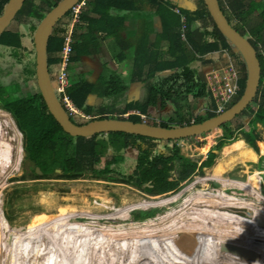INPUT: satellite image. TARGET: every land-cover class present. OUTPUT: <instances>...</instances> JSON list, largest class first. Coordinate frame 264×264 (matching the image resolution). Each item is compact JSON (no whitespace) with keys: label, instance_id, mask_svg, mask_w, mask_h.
<instances>
[{"label":"trees","instance_id":"1","mask_svg":"<svg viewBox=\"0 0 264 264\" xmlns=\"http://www.w3.org/2000/svg\"><path fill=\"white\" fill-rule=\"evenodd\" d=\"M60 1L62 0H49L45 4H38L34 0H26L12 24L14 22L23 24L25 17H34L40 23ZM144 1L155 8V15L161 18L162 31L158 32V37L154 42L151 41L147 32L136 47L135 66H137L131 81L141 80L143 82L142 99H130L131 97L127 95V92L130 89L131 81L111 70L104 88H101L99 81L92 82L88 77L79 82H74L67 92L75 105L87 116H92L95 115L92 114V109L95 106L87 103L91 94L97 93L99 97L110 96L115 105L119 103L121 98L126 106L116 107L111 112H100L99 116L101 118L125 119L127 118L125 114L133 110L137 113L130 114L128 117L130 120L143 122L145 120L142 115L145 114L148 116L146 122L169 127L171 125L169 122L156 120L157 111L159 105L165 108L173 103L177 117H179L178 125L202 122L218 114L215 110L217 103L208 82L202 79L193 63L206 61L214 65L215 56L218 53L225 54L226 52L232 54L231 56L240 70L241 89L225 109L238 102L247 85L246 63L241 53L216 25L205 0H192L196 3V8L182 5L184 0L181 3L175 0H93L90 2L91 7H88V10L100 17L82 14V21H89V32L82 35L83 40L81 42L76 39L74 43L76 53L72 61L78 62L82 55L90 54L93 48H97L98 31L107 32L120 41L115 32L117 25L110 20L114 17V14L110 12L111 8L140 12L142 10L139 8V2L143 3ZM219 1L231 24L243 35L250 34V38L247 37L255 46L261 62L262 76L258 93L254 99V102L258 103V108L255 109L250 104L243 112L252 116L250 128L243 131L245 137L255 149L259 150L257 141L261 136L256 132L257 122L264 125V0H255V2L252 0L251 3H247L246 0ZM8 2L9 0H0V16L4 13ZM257 8H262V10L258 15L253 16ZM69 14L70 12L66 15L69 16ZM151 14L153 13L151 12ZM195 23H198L196 28L193 26ZM38 25H32V30L35 31ZM63 30L61 26L56 28L48 42L49 68L53 79L56 78V72L62 60L61 53L65 45ZM164 42H166V48H164ZM22 43V34L19 29L8 27L0 35V44L2 45L19 48ZM210 54L211 56L207 58ZM24 57H20V60L22 61ZM123 57L124 55H122ZM24 60L25 71L26 74L28 73L24 80L25 85L32 81L33 84L35 83L36 91L29 92L26 96L9 95L8 102L3 107L15 117L20 130L26 137L25 149L27 154L40 166L44 174L57 171V169H61L62 175L67 178H78L87 171H92L96 175L115 174L123 182L135 186L143 187L144 184L148 183L144 187L148 192L160 194L178 189L184 181H187L196 172L198 162L181 153L180 144H178L180 139L167 140L164 145H159L162 139L122 131L99 133L88 137L69 134L50 112L42 92L38 89L36 61L27 60L26 57ZM222 64H228V60L225 58ZM147 65H150L149 68L146 67ZM106 71L109 72L108 68H105ZM21 85L23 86V84L18 85L20 87L16 91L22 88ZM193 95L198 100L207 101V116H195L190 102V96ZM110 114H116V116ZM4 115L7 117L8 125L15 127L18 134V129L11 116L8 112H4ZM240 115L235 119L239 118ZM229 123H224L221 126L225 128V135L215 146V149H220L233 139L234 141L225 147L224 157L213 167L212 176L198 178L192 185L207 183L208 180H217L221 183V189L215 190L216 193H209L213 198L250 201L235 197L236 192L234 195L227 194L226 190L231 189L230 185H233L236 188L245 189L246 192L249 191L248 196L255 195V197L264 199L256 189L262 179L257 170L249 176L247 182L232 180L225 176L239 163H244V166L249 169L250 165L247 162L258 161V154L253 150V147L248 145L244 139H237V130L241 128V125L233 128ZM105 135L107 138L100 137ZM2 139L4 145L3 147L0 146V157L4 154V157L7 156L8 158L5 161H0V174L6 173V169L14 163L12 138L11 140L4 138L0 127V140ZM110 148L114 149V152L109 155L105 165H100L102 157ZM164 148H170V153L162 151ZM215 155V152L212 151L211 156L205 159L202 166L199 167V173H204L205 167L213 165ZM200 158L201 156H199ZM20 159L21 156L18 155L19 162ZM129 161L133 163L131 164L133 169L130 172L125 168L126 164L130 163ZM113 165L114 168H112ZM172 170L179 171L174 179H170ZM205 196L206 194L195 198H204ZM155 212V209L143 210L137 216L138 218H145L154 215ZM0 219L8 222L4 216Z\"/></svg>","mask_w":264,"mask_h":264},{"label":"rangeland","instance_id":"2","mask_svg":"<svg viewBox=\"0 0 264 264\" xmlns=\"http://www.w3.org/2000/svg\"><path fill=\"white\" fill-rule=\"evenodd\" d=\"M34 1L38 4H45V2L49 0H34ZM246 2L251 3L252 0H246ZM146 4L147 3H144L143 7H145ZM181 4L188 5L189 7L192 8H196V3L193 2L192 0H184L182 1ZM73 7L68 12L71 13ZM141 10H143V8ZM261 10L262 8H257V10L253 13V16L258 15ZM68 17L69 16L65 15L63 18H61L56 24L54 30L59 26L62 27L67 22L68 26H71L72 28L74 27L72 29L73 36L74 38H76L77 33H79L78 31H80L81 29L80 27L81 24L79 23L75 25V22H73L71 17L69 19ZM35 24H40L38 22V19L34 17H25L23 24L14 22L13 24L11 23V25L9 26L20 30L22 34V42H23L21 47L15 48L10 45L0 44V127H1V131L3 132L4 138H8L9 140H11L12 138L11 141H12V145L14 146V148L12 149V158L14 163L11 164L6 169V173L0 174V217L4 216L8 220L7 222L6 220L3 221L2 219H0V264H55V263L57 264V262L61 263L62 260L61 255H63L64 252H65L64 253L65 255H63L64 258L66 260L71 259L72 260L71 264L74 263L93 264L94 262L95 264L96 263L130 264V261L134 263H135L134 260L141 261L140 256L142 255L143 252H146L142 247H145V245L148 243H153V242L162 243L165 240H160V239L165 237L164 234L168 233L169 235H171L172 232L171 230L168 229V225L170 224L171 218L166 217L168 214L175 213L176 215L179 214V216L180 215L182 216V214L185 211L191 210L194 212L195 211L199 212L200 215L203 217H208V214H206L205 211L192 207L193 205L192 203H190L191 207L188 206L185 208V206H187L188 200L191 202L193 201V199H196L195 197L204 194H206L204 198L211 197L209 193L211 194L216 193L217 190H220L221 183L217 180H208L207 183L202 182L194 185L192 184L195 181H197L198 178L212 176L213 167L216 165L218 161L221 160V158L224 157L225 147L231 145L234 139L231 142H227L226 144H224L220 149H215V146L225 135V128L223 127L216 128L210 132L200 134L197 136L180 139L178 141V144H180L179 147L182 151L181 153L185 157L197 161L198 168L196 172H194L188 178L187 181H184L178 189L166 193L152 194L144 188L146 185H148V183L144 184L143 187L135 186L133 184L123 182L120 178H118L119 176L115 174L96 175L92 171H87L78 178H67L66 176L62 175L61 169H59L60 171L57 170L49 174L38 173L37 167L40 166H38L36 162L32 160L31 157H29L25 149L26 137L24 133L22 132V130H20L13 114L3 107L4 104L8 102L9 95L14 94L18 96H26L29 92L36 91L35 88L36 86L34 87L35 83L33 84L32 81H29L25 85L24 82V80L28 76V73L26 74L25 71V60H24L25 57L27 58V60H31L33 62L36 61V49L34 42L36 30L35 31L32 30L33 28L32 25ZM193 26L196 28L198 26V23H195ZM115 32L118 35L121 34L120 28L116 27ZM247 36L250 38V34ZM96 44H98L99 49L102 48L103 45L102 42H98L97 40ZM113 45L115 49L116 46L115 43H113ZM106 47H109L108 44H106ZM111 47L112 46H110V48ZM95 53L97 54V52ZM230 54L218 53V55H216L214 58L215 59L214 65L206 61H196L193 63V66L198 69L202 79H207L206 76L207 72L212 69H216L218 67H220L221 69L222 68L221 66H224L222 62L225 58L228 60V64L230 63L235 64L234 59L231 56L232 54L231 55ZM125 55L128 56L127 52H125ZM22 56L24 58L21 61L20 57ZM210 56L211 54L208 55L207 58ZM109 57L110 56L108 54V58ZM100 58L102 61L106 63H108L107 60H110L107 57H106L107 60H105L104 55L100 56ZM117 59L116 61L118 62ZM82 64H80L79 62L76 63L73 62L70 65L71 79L73 83L76 81L79 82L82 79L86 78V75L89 77V75L92 74L91 72L95 70L92 68L93 66L91 64L87 66L88 68L84 66L85 64L83 65ZM106 66L109 72L107 71L104 72L105 75H103L99 79L101 88H104L107 77H110L111 70L119 73L124 78L130 79L133 77L134 70L136 69L137 65L135 66V57H134V63H129L128 67L124 66L123 64H121L120 67L115 66V64H111L109 66L106 65ZM149 66L150 65H147L146 67L149 68ZM117 69L119 71H117ZM58 72H56V78ZM56 78L53 79L51 77L54 88H55L54 84L57 83ZM137 83L140 82L137 81ZM19 84H23V86L21 85L22 88L16 91L20 87L18 86ZM93 94L98 95L97 93H93ZM57 95L61 99L62 97L61 93H58ZM118 102L119 103L115 105V103H113L112 97L107 95H103L100 97L97 96L87 102L90 105L95 106V108L92 109V114L95 115L87 116L80 109L81 110L80 112L83 114V116L77 115L76 117H72V119L78 123H83V122L86 123V121H88L93 117L101 118L99 116L100 112H111L112 110H115L116 107L126 106L125 103L121 100V98ZM190 102L192 104L191 109L193 113H195L196 117L198 115H203V116L208 115V106L206 104L207 101L202 99L198 100L193 95L190 96ZM251 105L255 109L258 108L257 102L253 101ZM4 112L5 113L8 112V114L11 116L13 123H15V126L18 129L17 131L18 134L16 133L15 127L8 125L9 123L7 117L4 115ZM129 113H137V112L130 111ZM129 113H126L125 117L128 118ZM110 115L116 116V114H110ZM145 116L146 118H148L147 115ZM178 118L179 117H177L176 108L173 103L169 104V106L165 108L159 105L157 111V118H156L158 122H162V121L169 122L171 124L170 126H176L179 124ZM251 120H252V116L249 113H245V114L242 113L239 118L234 119L229 123V125H231L233 128L238 127L239 124L241 125V128L237 130L238 132L237 139L240 138L244 139L246 143L250 146L252 145L248 142L243 131L248 130L250 128ZM256 132L259 133L261 136V138L258 139L257 141L259 150L255 149L253 146L252 147L253 150L258 154V161L247 162L250 165L249 169H247V167L244 166V163H239L238 165L234 166L233 170L226 173L225 176L229 177L232 180L247 182L249 176L253 175L255 170H257L258 174L262 177V179L260 185L257 186L256 189L264 197V176H263L264 175V125L262 123L257 122ZM100 137L107 138L106 135ZM210 141L211 144H209ZM166 142H167L166 140H161L159 145H164ZM3 145L4 142L2 139L0 140V146L3 147ZM211 148L215 149L214 152L216 155L214 157V163L210 167H205L203 169L204 173H199L200 170L199 167L202 166L203 161L207 159L209 156H211L212 153L210 152ZM162 151L166 153H170L171 150L170 148H164ZM113 152L114 149L112 148L108 149L105 152V155L102 157L100 165H105L106 160L109 158V155H111ZM3 155L2 157H0V161L7 160L8 157L7 156L4 157ZM18 155L21 156L20 162L18 160ZM199 156H201L200 159ZM129 162L130 163L126 164L125 166L128 172L132 171L133 169L131 165L133 163L131 161ZM114 167L115 166L113 165L112 168ZM178 172L177 170H172L171 171L172 176L170 177V179H174L178 175ZM230 186L231 189L226 190L227 194L234 195V193L236 192L237 194L235 195V197L248 199L250 200L248 203L255 202L258 208L264 210V199L258 198L257 196L255 197V195L248 196L249 192H246L245 189L236 188L233 185ZM172 197L173 199H170ZM217 199H221V198H217ZM152 209H155L156 211L154 215L146 216L145 218H138L137 215L140 211L152 210ZM63 211H67L66 215L69 217L66 222L68 223L66 225H63L62 227L63 229L60 228L58 230L55 227L57 226L56 224L60 222L57 221L65 219L63 215ZM190 217L191 215L188 214L187 218ZM174 219H177V217L172 218L171 220L172 223L175 222ZM195 219H197V217H195ZM177 220L178 221L176 222L180 224L181 223L183 224V222H185V220L181 218H178ZM67 225L73 226V228L75 227L76 231L70 232L69 230H65ZM56 230L57 232L59 231L58 235H60V237L64 235L72 236L69 238V241H67L68 243L65 249H62L63 252L57 255V259L55 258V256L50 255L49 248L48 249L45 248L43 243H41V245H38L37 242L39 240L37 241L36 238V236L40 234L39 238L41 239V234L43 233L48 234V236L52 235L53 238L54 234H55L54 236L57 235V232L55 233ZM161 230L163 231L162 232L163 237L162 236L156 237L150 235L151 232H155V231L159 232ZM255 230L254 231L256 232V234L264 235V229L262 230V228H258ZM122 231H124L125 233ZM84 232L86 234L82 235L81 233ZM88 232L92 233V236H89ZM115 232L116 233L119 232L121 235L118 234L115 235L114 234ZM218 232H222V230ZM185 233L186 235L189 236L188 238L191 237L189 235L190 232L187 233V229H183L181 232H179L180 237L182 238ZM96 235L98 237L95 240L93 239L94 238L93 236ZM74 236L76 238H74ZM122 236H125L127 238ZM262 236L260 237V240L259 239L257 240H259L260 243L263 245L259 250L264 253V238H262ZM102 237H106L108 239L111 238L110 240L112 241V243L115 242L116 240L117 243L131 244V246H129L128 249H125L127 250L125 254L128 255L129 257L128 256L123 257L124 254L123 255L121 254V258H122L121 260L123 261L122 262L111 252L117 250L116 248L118 247L109 248V246L111 245V241H109L108 239H106V241H103ZM82 238L85 239V242L94 241L95 243L100 244L101 248L100 247L98 248V246L97 248H95L96 246L94 245L93 242L92 244L91 243L87 244L88 246L89 245L91 246L90 248H92L91 251L93 253L91 255L88 253L87 255L83 256V251L82 252L80 251L79 253L76 250ZM155 238L157 240H154ZM245 238H246V242H248L250 239L248 234H245ZM150 239L151 241L148 243L139 242L142 240L144 241ZM137 242H139L138 243L140 247L139 250H142L143 252L140 251V253H138L139 251L135 250L137 249V247H133V246H138L136 245ZM49 245L52 248L54 247L53 243H49ZM69 246L74 249L73 252L69 250L68 248ZM104 246L109 249L107 250V253L104 252L103 250ZM244 247L245 246L243 245V248ZM248 247H250V249L249 248H244V250L242 249L245 252L246 260L248 259L247 255L250 254V251L252 250L253 252L252 246H248ZM75 250L76 253H74ZM108 252H110V254L113 255L112 258L114 259H111L113 262H108L106 260V256H111ZM155 254L156 253L152 252L151 254L147 255L146 257L148 261L143 264L154 263L152 262V259L154 258ZM188 254H184L183 258H186L188 261L192 260L191 261L192 264H198V263L205 264L204 261H209L206 259L198 260L201 258L194 255L189 256ZM51 256L54 259H52ZM117 256L119 257V255ZM131 256H134L135 258H132ZM40 257L42 258L40 260L41 263L37 261ZM47 259L48 260L52 259V260L51 262L50 261L48 262ZM144 259L146 260L145 257ZM231 260L232 263L233 261H235L234 258H232ZM210 261H212V259ZM168 262L172 263V261H168ZM213 262L211 264H213ZM222 264H229V263H222ZM236 264H243V263L239 261L236 262Z\"/></svg>","mask_w":264,"mask_h":264},{"label":"water","instance_id":"3","mask_svg":"<svg viewBox=\"0 0 264 264\" xmlns=\"http://www.w3.org/2000/svg\"><path fill=\"white\" fill-rule=\"evenodd\" d=\"M79 1L80 0L60 1L40 22L34 37L38 88L42 92L50 112L69 134L88 137L99 133L122 131L159 138L166 141L178 140L197 136L220 128L224 123L231 122L238 115L242 114L254 101L258 93L262 76V66L258 57V52L250 39L231 24L219 0H205L216 25L241 53L246 63L247 85L238 102L230 108L202 122H192L190 124L169 127L150 124L146 121L135 122L129 118L120 119L116 117L94 118L84 124L77 123L72 119L64 107L53 86L48 60V42L58 21ZM175 1L181 3L182 0ZM25 2L26 0H9L4 13L0 16V35L11 25ZM93 67L97 68L95 65H93ZM57 170L60 171L59 169ZM37 171L43 174L40 167H37ZM178 245L193 253L211 257L216 254L214 243L208 242L207 240L184 238L178 242ZM232 253L234 255H239L237 252ZM232 253L230 254L232 255ZM231 259L232 258L229 260Z\"/></svg>","mask_w":264,"mask_h":264},{"label":"bare ground","instance_id":"4","mask_svg":"<svg viewBox=\"0 0 264 264\" xmlns=\"http://www.w3.org/2000/svg\"><path fill=\"white\" fill-rule=\"evenodd\" d=\"M209 144H211V141ZM248 202L236 200V199L225 200L223 198L217 199V198H212V197L193 199V201H191V202L188 200L187 206H185V208L190 206V203H192L193 204V205L191 204L192 207L205 211L206 214H208V217H203L200 215L199 212H196V211L194 212L191 210H188L185 212L183 211L184 213L182 214V216L181 215L179 216V214L176 215L175 213L174 214L173 213L168 214L166 217L171 218L170 219L171 225L170 224L168 225V229L171 230V232H172L171 235L166 233V234H164L165 237H163V233H162L163 231L162 230L159 232H157V231L151 232L150 235L156 236V237L162 236L163 238H161L160 240H165V241L162 243L161 242H159V243L158 242L148 243L151 241V239L139 241L141 243H143V242L148 243L145 245V247H142L146 252L139 250V248H140L138 245L139 242H137L136 245H138V246H133V247H137V249H135V250L139 251L138 253H140V251L143 252L142 255L140 256L141 261L140 260H134L135 263L130 261V264H143V263L147 262L148 259L146 256L151 254L152 252L156 253L154 255V258L152 259V262H154L152 264H192V262H191L192 260L188 261L186 258H183L184 254H188L190 251H187V249L181 248L178 245V242L181 241L182 238L184 239V238L189 237L188 235H186V233L184 234V236L182 238L180 237L179 232H181L183 229H187V233L190 232L189 235L191 236L190 237L191 239L195 238V239L207 240L208 242L210 241V242L214 243V246H215L214 249H215L216 254L213 257L208 256V255H202L199 253H193V252H190L188 254L189 256L194 255V256L201 258L198 260H202V259L209 260V261L203 260L205 264H211L213 261L215 262V263L213 262V264H222V263H229V264L234 263V264H236V262H239V261H241L243 264H246V263L247 264H264V259H263L264 253L259 250L263 246L259 241L260 237L263 234H256V232H255L256 231L255 229H258V228H262V230L264 229V216H263L264 210L261 208H258L257 204L255 202L254 203H248ZM66 213H67V211H63V215H64L65 219L57 221L60 223L56 224L57 225L55 227L56 229H58V230L60 228L63 229L62 228L63 225H66L68 223L66 221L68 220L69 216H67ZM188 214L191 215L190 218H187ZM246 216H248V217H246ZM176 217H177V219L178 218L184 219L185 222H183V224L182 223L180 224V223L176 222V221H178L177 219H174L175 222L172 223V221H171L172 218H176ZM195 217H197V219H195ZM3 230H4V228H3ZM65 230H69L70 232L76 231L75 227L73 228V226H70V225H67ZM221 230H222V232H218ZM215 231H217V232H215ZM56 232H57V230L55 231V233ZM122 232H124V231H122ZM58 233H59V231L57 232L56 236H54L55 234L53 235V238H52V235L48 236V234H46V233L41 234V239L39 238L40 234H38L37 236L35 235L37 238V241L39 240L37 242L38 245H41V243H43L45 248H47V249L49 248L50 255L55 256L56 259H57V255H59V253L63 252L62 249H65V247L68 243L67 241H69V238L72 237L70 235H64V236L61 235L62 237H60V235H58ZM88 233H89V236H92V233H90V232H88ZM160 233H162V234H160ZM81 234L84 235L86 233L84 232ZM114 234L115 235L116 234L121 235L119 232L118 233L115 232ZM245 234H248V236L250 238L248 242H246ZM43 236H46V237H43ZM93 237H94L93 239L96 240V238L98 236L96 235ZM99 237H101V236H99ZM122 237H125V236H122ZM74 238H76V237L74 236ZM102 238H103V241H106V239H108L106 237H102ZM125 238H127V237H125ZM262 238H264V235L262 236ZM110 239H108V240L111 241ZM257 239H259V240H257ZM154 240H157V239L155 238ZM80 241L81 242L78 244V248L76 250L79 253H80V251L81 252L83 251V256L87 255L88 253L90 255L93 253L91 251L92 248H90L91 246L90 245L88 246L87 244H90V243L92 244V242H93L94 245L96 246V247L94 246L95 248H97V246H98V248L99 247L101 248L100 244L95 243L94 241L85 242L84 238H82ZM227 242H228V244H227ZM49 243H53L54 247L52 248L49 245ZM30 245H32V244H30ZM243 245L245 246L244 248L250 249V247H248V246H252V249H253V252L251 250L250 254L247 255L248 256L247 260L245 257V252L243 251L244 250ZM129 246H131V244H127V243L121 244V243H117V241L115 240V242H113V243L111 241V245L109 246V248L118 247V248H116L117 250H114L111 252L113 253L114 256H116L117 258H119L121 260L122 259L121 254L125 255V256L123 255V257L128 256L125 254V252H127V250H125V249H128ZM208 246H209V244H208ZM68 248L70 251L73 252V250H74L73 248H71L70 246ZM102 248H103V246H102ZM76 250L74 253H76ZM103 250H104V252L107 253V250H109V249L104 246ZM118 250H120V251H118ZM120 252H122V253H120ZM232 252H237L240 255H234ZM64 253H63V255H65ZM108 253L110 254V252H108ZM230 253H232V255ZM167 254L171 255V256H168ZM63 255H61V257H62L61 263L57 262V264H71L72 260L69 258H68L69 260H66ZM110 255L111 256H106V260L108 262H113L111 260V259H114V258H112L113 255L112 254H110ZM117 255H119V257ZM24 256H25V254H24ZM131 257L135 258L134 256H131ZM144 257L146 258V260L144 259ZM178 257H180V258H178ZM229 257L234 258V260L236 262L233 261V263H232V260H229L230 259ZM42 258H43V256H42ZM42 258L40 257L37 261L41 263L40 260ZM51 258L54 259L52 256H51ZM45 259H46V256H45ZM52 259H50V260L47 259V261L51 262ZM211 259H212V261H210ZM225 260L230 261V262H227ZM168 261H172V263L171 262L169 263ZM93 264H95V262ZM96 264H98V263H96ZM198 264H200V263H198Z\"/></svg>","mask_w":264,"mask_h":264},{"label":"crops","instance_id":"5","mask_svg":"<svg viewBox=\"0 0 264 264\" xmlns=\"http://www.w3.org/2000/svg\"><path fill=\"white\" fill-rule=\"evenodd\" d=\"M91 1L93 0H86L83 11L84 15L100 17L94 15L91 11L88 10L89 9L88 7H91L90 6ZM144 3L139 2V8L141 7L143 8V10L140 12L139 11L133 12L130 9L125 10L115 7L111 8L110 12L114 14V17L113 19L110 20H112V22H115L117 27L120 28L121 34H119L118 37L116 36L117 38L120 39V41H118L113 35H110L107 32L104 31L97 32L98 42L103 43L102 48L99 49V46L97 44V48H93L90 54L82 55L80 60L78 61L80 64L82 63L85 64L84 63L85 61L88 64V66L91 64L92 66L95 65L97 67V68L92 67L95 70L91 72L92 74L89 75V77L86 75V77H88L90 81L92 82L99 81V79L103 76L105 72V68H107L106 65L109 66L111 64H115V66L120 67L121 64H123L124 66L128 67L129 63H134V57H136V47L140 43L142 37H145L147 32L151 41L152 42L156 41L158 37V32L162 31L161 18L155 15V8L150 6V3H147L146 6L143 7ZM151 12L154 15L151 14ZM88 22L89 21L86 22L82 21L80 26L81 29L80 31H78L79 33H77V41L81 42L83 40L82 35L89 32ZM62 33L64 34V31ZM113 43H115L116 45L115 49ZM106 44H108L109 47H106ZM110 46L112 47L110 48ZM164 48H166V42H164ZM95 52H97V54ZM125 52H127L128 56L125 55ZM108 54L110 56L109 58H108ZM102 55H104L105 60H107V58L110 59L107 60L108 63L101 60L100 56ZM122 55H124L123 58ZM116 59L118 60V62L116 61ZM117 71L119 70L117 69ZM137 81L140 83H137ZM137 81L130 82L131 85L127 94L129 96L131 95V99H142L143 97V93H144L143 82L141 80H137ZM97 96L98 95L96 94H91L88 98V101L92 100Z\"/></svg>","mask_w":264,"mask_h":264},{"label":"built area","instance_id":"6","mask_svg":"<svg viewBox=\"0 0 264 264\" xmlns=\"http://www.w3.org/2000/svg\"><path fill=\"white\" fill-rule=\"evenodd\" d=\"M85 3L86 0H80L71 10L68 19L71 17L73 22H75V25L82 23V14ZM62 27L64 28L63 36L65 38V45L61 53L62 60L58 66L59 72L57 71V83L54 85L55 89H57L56 92L61 93L62 97L60 100L70 116H83V114L80 112L81 110L74 104L67 92L68 88L73 84L71 79L70 65L73 63L72 59L75 53L74 43L76 42V38H74L72 30L74 27L72 28L71 26H68L67 22ZM228 53L229 52H226L225 54ZM221 67V69L218 67L208 71L206 75L207 79H205L209 84L210 90L213 92L214 100L217 103V109L215 110L218 113L225 110L227 105L233 100V98H235L241 89V73L237 65L230 63L228 65L224 64V66ZM130 114L132 113H129L128 116ZM142 117L146 121V116L142 115Z\"/></svg>","mask_w":264,"mask_h":264},{"label":"flooded vegetation","instance_id":"7","mask_svg":"<svg viewBox=\"0 0 264 264\" xmlns=\"http://www.w3.org/2000/svg\"><path fill=\"white\" fill-rule=\"evenodd\" d=\"M75 63H76V62H75ZM84 63H85V66H88V64H87L85 61H84ZM214 150H215V149H212V148H211L210 152H212V151L214 152ZM210 152H209V153H210ZM3 156H4V155H3Z\"/></svg>","mask_w":264,"mask_h":264}]
</instances>
